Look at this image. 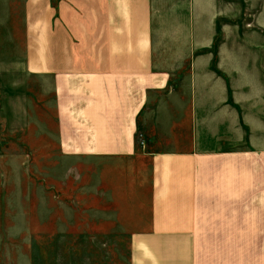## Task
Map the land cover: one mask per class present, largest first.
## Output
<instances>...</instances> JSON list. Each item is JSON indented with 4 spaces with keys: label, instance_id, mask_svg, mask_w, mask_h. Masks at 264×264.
Masks as SVG:
<instances>
[{
    "label": "crops",
    "instance_id": "obj_1",
    "mask_svg": "<svg viewBox=\"0 0 264 264\" xmlns=\"http://www.w3.org/2000/svg\"><path fill=\"white\" fill-rule=\"evenodd\" d=\"M231 8L0 0V70L51 87L58 150L90 160L129 264H264V7L243 32Z\"/></svg>",
    "mask_w": 264,
    "mask_h": 264
},
{
    "label": "rangeland",
    "instance_id": "obj_2",
    "mask_svg": "<svg viewBox=\"0 0 264 264\" xmlns=\"http://www.w3.org/2000/svg\"><path fill=\"white\" fill-rule=\"evenodd\" d=\"M220 1L234 5L225 21L242 32L264 7V0ZM3 73L0 264H129L127 236L116 221L99 219L89 198L90 160L58 150L51 87L22 77L14 86Z\"/></svg>",
    "mask_w": 264,
    "mask_h": 264
}]
</instances>
